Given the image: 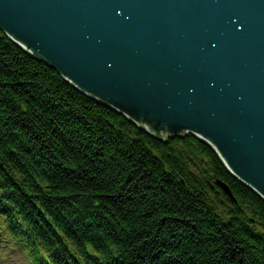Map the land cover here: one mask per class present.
Returning <instances> with one entry per match:
<instances>
[{
  "label": "trees",
  "instance_id": "16d2710c",
  "mask_svg": "<svg viewBox=\"0 0 264 264\" xmlns=\"http://www.w3.org/2000/svg\"><path fill=\"white\" fill-rule=\"evenodd\" d=\"M1 245L31 264H264V200L207 144L143 131L0 30Z\"/></svg>",
  "mask_w": 264,
  "mask_h": 264
},
{
  "label": "water",
  "instance_id": "95a60500",
  "mask_svg": "<svg viewBox=\"0 0 264 264\" xmlns=\"http://www.w3.org/2000/svg\"><path fill=\"white\" fill-rule=\"evenodd\" d=\"M0 30L145 132L210 143L264 199V0H0Z\"/></svg>",
  "mask_w": 264,
  "mask_h": 264
},
{
  "label": "rangeland",
  "instance_id": "374dc122",
  "mask_svg": "<svg viewBox=\"0 0 264 264\" xmlns=\"http://www.w3.org/2000/svg\"><path fill=\"white\" fill-rule=\"evenodd\" d=\"M161 136H162V134L159 135V137H161ZM204 143L207 144L208 146H210L216 152L218 158L220 159V156L217 153L216 148L214 146H212L210 143H207L205 141H204ZM2 257L4 258L5 263H7V264H21L17 254L14 253L13 251H11L10 249H4L2 252Z\"/></svg>",
  "mask_w": 264,
  "mask_h": 264
},
{
  "label": "bare ground",
  "instance_id": "6f19581e",
  "mask_svg": "<svg viewBox=\"0 0 264 264\" xmlns=\"http://www.w3.org/2000/svg\"><path fill=\"white\" fill-rule=\"evenodd\" d=\"M206 142V141H205ZM217 151V150H216ZM217 153H219V151H217ZM220 154V153H219Z\"/></svg>",
  "mask_w": 264,
  "mask_h": 264
}]
</instances>
